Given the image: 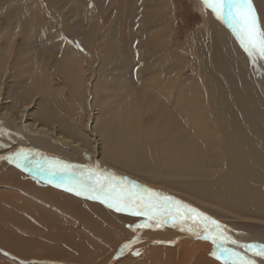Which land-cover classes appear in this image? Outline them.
<instances>
[{"label": "bare ground", "instance_id": "6f19581e", "mask_svg": "<svg viewBox=\"0 0 264 264\" xmlns=\"http://www.w3.org/2000/svg\"><path fill=\"white\" fill-rule=\"evenodd\" d=\"M74 1L80 9L87 12L80 14L87 28L79 33L75 29L67 30L68 34L84 45L99 32L98 18L95 15L92 17L89 12H99L105 3L113 4L117 0ZM126 1V17L130 20L127 19L129 22L122 48L128 53L135 52V60L132 61L137 66L134 68L130 62L125 63L115 53L113 40L118 23L115 20L104 30L109 39L102 35L105 41L101 57L103 66L98 73L105 77L104 71L113 67L116 71L114 75L121 76L128 85L120 95L113 96L117 99L114 103L116 108L129 110L128 117H123L128 119L132 131L126 130L117 122L119 117L111 115L103 122L99 135L104 139L103 149L100 137L98 139L91 136L93 150L70 139L85 137L82 124L76 127L71 123L73 127L70 128L72 134H69V138L59 134L57 130L49 131L43 126L50 119L56 123V126L52 124L54 128L64 124L59 117H53L55 112L59 113L60 107H68L62 104L64 98L53 88V77L56 74L52 72L54 75L46 80L43 71L41 74L45 81H41L37 75L41 72V67L36 60L33 61L37 68L32 73L33 76L28 78H21L24 72L15 67L18 61L20 65L22 59L16 60V64L12 66V76L18 81V85L10 95L15 96L0 97V136L3 135L5 140L0 139V255L8 258L14 256L16 260L21 259L27 264H223L222 260L213 255L218 252L217 248L210 240L204 239L205 231L198 223L199 217L196 218L197 222L192 219L173 220L171 217H161L157 227L154 220L128 212H117L99 199H88L71 191L70 194L77 199L73 198L57 191L62 190L66 182L60 181L56 173L64 175L62 178L66 181H74L69 183V188H76L88 175L85 174L87 171H82L83 176L82 172H76L73 167L67 172H50L46 171L44 165L34 163L50 160L69 165L73 162L77 166L93 165L92 169L98 167L100 172H106L101 168L105 166L116 177H130L133 181L145 183V186H149L148 189L172 197L186 209H195L207 217L211 207L217 205L224 211L221 218L230 215L247 222L243 227L250 233H246L249 236L237 234L244 230L237 225H223L224 230L230 229L246 240L226 232L231 239L238 243L264 244V60H259L258 56L250 59L248 54L246 59L239 54V41L233 32L234 25L230 23V31L227 17L223 20L216 19L210 9L205 10L201 0L198 6L202 30L190 35L183 44L173 46L169 45V32L163 31L174 20L168 0H136L137 9L132 8V1ZM249 2L255 12L257 27L264 32V0ZM149 4L150 12H147ZM51 6L56 13L58 9V24H65L67 11L71 12L69 4L65 0H50ZM5 15L3 12V16ZM34 23L37 24L36 21ZM38 28L34 29L39 31ZM151 29L155 30L150 32ZM52 32L54 31L51 30V34ZM43 35L41 33V37ZM59 36L60 34L55 37L56 40ZM132 36L136 38L132 39ZM46 39L50 43L48 46H52L50 38ZM21 46L16 55L26 57L37 53L41 62H50L54 65V70L61 71L64 67L69 69L68 60L72 58L68 56L66 49H63L64 63L60 65L48 57L44 58L39 46L33 45L30 40ZM177 49L185 50L188 60L174 58L172 55ZM162 59L166 61L165 66L164 69L156 70V80L143 83L142 73L148 66L147 62L153 64ZM189 60L195 61L197 65L193 66L190 78H186L188 70L184 63ZM79 67L80 64L76 62V69L79 70ZM16 69L18 74H15ZM10 71L11 66L8 72L3 73V77L9 78ZM252 73L256 82L252 79ZM82 76L81 74V78ZM26 80L34 85L25 83ZM135 80L144 86H135ZM38 81L47 82L50 88L45 92L51 95L47 100L52 102L56 96L59 97L58 108L54 107L52 110V105L39 95ZM88 81L90 79L87 78L85 82L88 84ZM111 86L116 88L118 83L114 82ZM80 87L79 84L75 89V83L73 92L79 93ZM147 87L151 89L148 90ZM31 89L35 91L34 95L31 94ZM169 90L173 94H168ZM78 97L81 98V95ZM190 98L200 100L201 110L186 105ZM36 100L42 102V109L38 114L43 119V125L32 122L30 109H38ZM144 109L155 112L156 124H166L169 128L168 135L156 147L145 146L140 141V130L134 128V123L139 122L144 115ZM204 115L208 118V124L199 119ZM88 121L89 116H86L85 122ZM6 129L11 131L12 138L6 137ZM66 145L70 148L62 147ZM21 150L28 152L32 158L26 166L22 164L18 167L19 170L16 169L14 155ZM38 150L45 154H40ZM79 154L82 155V160L78 158ZM88 158L91 160L88 161ZM3 159H9L10 165L14 167L7 163L5 165ZM140 165L149 167L151 171L147 173L150 177H159L164 185L148 184V179L140 178L132 170L124 168L133 166L137 169ZM124 180L130 181L128 178ZM141 224L152 226L137 227ZM129 241L134 242L130 247L123 248ZM226 246L236 247L231 244ZM236 251L248 256L255 264H264V257L245 253L238 247ZM3 259L0 256V261ZM12 261L5 260V263L0 264L24 263L14 259Z\"/></svg>", "mask_w": 264, "mask_h": 264}, {"label": "rangeland", "instance_id": "374dc122", "mask_svg": "<svg viewBox=\"0 0 264 264\" xmlns=\"http://www.w3.org/2000/svg\"><path fill=\"white\" fill-rule=\"evenodd\" d=\"M9 1V0H8ZM67 2V4H69V8L71 10V12L68 10L65 16V20H66V25L64 23H59L57 22L58 26L60 28H58L60 30V40H61V47H58V51H59V56L58 55H54L51 51L53 48H49L46 47L44 45V43L42 44V46H39L40 48V52L41 55L45 58L48 57L51 61H55L58 64H63L64 63V58H63V49H66V52L68 54V56L70 58H72V60H68L69 62V69L64 67L63 70H54V65L50 64V62H47L46 64H43L41 62V58L40 56H36L37 53L32 54V56H26V57H21L19 55H16L17 51H20V47L15 48V45L11 48L8 42V34H9V27H8V23L5 25V21L6 19H4L3 16V12L4 10L6 11V9L2 8L0 10V15H1V19H0V97L1 95L3 97H14V94L10 95V92L16 91L14 90L15 87L18 85V81L16 79L13 78L12 76V66L15 63V61L22 59V63L20 61V65H19V61H18V65L15 67H19L20 72H24L22 77H30L33 76L35 70L37 67H35V63L33 60H36L40 63V67H41V72L37 73L38 76H40V80L41 81H45L43 74H41L44 71V76H46V80H50V77L53 76L54 74V80H53V88L59 91V94L64 98V101L62 104L68 106V107H60L59 108V113L55 112V115L53 116L54 118L59 117L61 122H63L64 124L61 126H58L57 128L53 127L52 124H54V126H56V123H53L50 120H47V124L43 125L41 120L42 117L38 114L40 109H42V102H38L36 100V106H38V109L36 108L33 109L34 107H32L30 110V112L32 113V122L35 121V123H40L41 125L47 127V129L49 131H53V130H57V132L59 134H62L65 137H70L69 134H72L70 128L73 127V125L71 123H74V125L76 127H78V125L82 124V127L85 131H83V134L85 137H72L70 138L73 141H77L80 142L86 149L88 150H93V143H92V137H95L99 139V135L102 131V125L103 122L106 121V119H109V117L111 115H116V118H118L117 122L119 124H121L126 130H131L130 126H129V122L128 119L124 118L128 117V114L130 113L128 109L126 108H116L114 106L115 101L117 100L115 98V96H113V94H118L120 95V93L124 92L126 90V88H128V85H126V83L123 81V79L121 78V76H116L114 75V73L116 72L113 67L108 68L104 71L105 77L98 73L99 68L102 67V62H101V57L104 54V37L106 35L107 39H109V35L105 32L111 25V21L112 24L114 23L115 20H118L117 23V29L114 35V40H113V44H114V50L117 56L120 57V59L122 61H127V64H129L128 62H130L132 67H136V63L133 62L132 60H135V52H133V54L130 52L128 53L124 48H122V44L124 43V38L126 35V30L128 27V22L127 19L130 20V18H127V5L128 2L126 0H117L114 1L113 4H109V3H105L101 9V11L99 12H94V11H90L89 13L92 14V17L95 15L98 20V33L95 34V36L93 38H89L84 45L79 42L75 37H73L72 35L68 34V30L71 29H75L77 33H79L80 31L85 30V28H87V24L84 23L82 16L80 14H82L83 12L86 14L87 12H85L83 9H80V7L78 5H76L74 0H65ZM130 2L132 1V8L137 9V3L136 0H129ZM72 2V3H71ZM104 2H106L104 0ZM199 2L200 0H168V6H169V10H172V14H173V19L172 25L168 28L167 26H165V31L163 29L164 32L168 33V41L170 42L169 45L173 46L176 44H183L186 39L196 33V32H200L202 30V17H201V13H200V9H199ZM0 4H2L0 2ZM150 6L151 4H149L146 8H147V12H150ZM4 9V10H3ZM211 10V9H210ZM209 11V10H208ZM89 14V15H90ZM137 16V15H136ZM228 20V19H227ZM228 22V29L231 31V25L232 24L231 21H226ZM132 24V28L134 29V25ZM64 25V26H63ZM233 25V24H232ZM22 29V33L27 36V37H32L34 36L33 32L23 29V26H20ZM68 29V30H67ZM105 30V31H104ZM155 29H151L149 30L150 32H153ZM157 30V29H156ZM105 32V33H104ZM64 33V34H62ZM90 34V32H89ZM104 37H103V36ZM58 37V38H59ZM135 36H132V39H135ZM63 41L65 43V45L63 44ZM30 42L34 45L35 43H37L36 41H32L30 40ZM132 41H130L131 43ZM235 43H237L234 40ZM64 45V46H63ZM22 47V46H21ZM237 47H238V52L239 54H241L242 56H245V58L247 59V53L243 50V48L241 47L240 43H237ZM14 55V56H13ZM187 53L185 50H181V49H177L175 51V54L172 55L174 56V58H180L182 60H188L187 57ZM9 59L10 62H7ZM259 60H264L258 57ZM13 62V63H12ZM76 62H78L80 64L79 70L76 69ZM165 60H159L156 61V63L151 64L150 62H147V68L143 71V75H144V80L143 83H150L156 80L157 77V73L156 70H160V68L164 69L165 66ZM53 63V62H52ZM126 63V62H125ZM182 64V63H181ZM186 64V68L188 70L187 72V77L186 78H190V76L192 74H190L191 72H193V66H196L197 63L195 61L189 60L188 63H184ZM51 65V66H50ZM9 66H11V71H10V76L9 78L3 77V73L8 72V68ZM51 68V69H50ZM92 68V69H91ZM47 70V72H45ZM76 70V71H75ZM92 70V71H91ZM60 71V72H59ZM15 74H18V69H16ZM26 72V74H25ZM52 72L54 74H52ZM33 73V74H32ZM46 73V74H45ZM51 73V74H50ZM61 74V75H60ZM81 74L83 75L81 78ZM2 75V76H1ZM58 75V77H57ZM64 75H68L69 77H64ZM94 82H93V78ZM81 78V80H80ZM90 79V82L88 81V84L85 82L86 79ZM252 79L253 81H255L254 75L252 73ZM65 80V82H64ZM169 81V80H167ZM28 80L25 81V83L31 85H34L33 83L29 82ZM114 82L118 83V86L116 88H112V84ZM256 82V81H255ZM24 83V84H25ZM31 83V84H30ZM76 83V88L79 86V84L81 85V90L79 91V93L75 94L72 90L73 85ZM25 84V85H27ZM38 91H39V95H42V97L44 98V101L48 104L52 105V110L53 108H58V102H59V97L56 96V99H54L52 102L51 100H47L50 99L51 95L49 93H45L46 91H49L50 88L47 86V82L46 83H41L40 81H38ZM87 84V85H86ZM64 85V86H62ZM134 85L135 86H144L143 84L138 83L136 80L134 81ZM42 86V87H41ZM88 86V87H87ZM48 87V88H47ZM146 87V86H145ZM63 90H61V89ZM148 90H150L151 88H148ZM32 92L31 94L34 95L35 91L33 89H31ZM9 93V94H7ZM168 94H173L172 91H168ZM5 95V96H4ZM32 95V96H33ZM78 95H81V98L78 97ZM38 96V95H37ZM262 98L264 99V96L262 95ZM35 102V101H34ZM57 104V105H56ZM187 106H189L190 108L193 109H197V110H201L202 104L200 102V100L198 98H190L189 99V103L186 104ZM45 108V107H44ZM132 111V110H131ZM142 118L139 122L134 123V128L137 130H140V141H142V143L145 146H153L156 147L158 145V143L161 141L162 138L166 137L169 133V128L167 127V125H163L160 126L158 124H156V117H155V112L152 111H146V109L142 110ZM131 117L133 116V114H130ZM86 116H89V121L88 123L85 122V118ZM200 120L204 121L205 123L208 124V118L204 115V117H200ZM31 121V120H30ZM29 121V122H30ZM84 125H86V127H84ZM132 131V130H131ZM6 137L7 138H12V134L11 131L6 129L5 131ZM4 136H0V139L2 141H5ZM100 143H101V147L102 149L104 148V139L102 137H100ZM6 146V144H4ZM64 148H70L69 146H62ZM59 149V148H58ZM156 149V148H155ZM70 151V150H69ZM103 151V150H102ZM38 152L41 154L42 152H40L38 150ZM45 154V153H42ZM83 155V153H81ZM79 154L78 158L80 160L82 155ZM103 155H105V152L103 151L102 153ZM70 157V156H69ZM86 157V156H85ZM10 158V157H9ZM52 158H54L52 156ZM91 160V158H88ZM5 163H7V165H10V160L9 159H3ZM7 160V162H6ZM87 160V158H86ZM6 165V164H5ZM70 165L74 166L73 168L76 170V172L81 173L83 170H88V169H92L93 165H74L73 162L70 163ZM77 166V167H75ZM80 166V167H79ZM87 168H85V167ZM14 167V166H11ZM18 168V166L16 167V169ZM78 168V169H77ZM104 171L110 173L107 169V167H101ZM106 168V169H105ZM125 170L128 171H133L135 172V174L140 177V178H145L148 179V184H162L164 185V183L159 179V177L152 179L150 177V175L147 173L148 171H151L149 167L147 166H143L140 165L139 168L134 169L133 166H129V167H124ZM15 169V170H16ZM19 169V168H18ZM20 170V169H19ZM85 172V171H83ZM85 174H89L88 172H86ZM33 177V176H32ZM121 177V176H120ZM29 178V177H28ZM123 178V177H122ZM128 178L132 183L139 185L141 188L143 187H149V186H145V183H140L137 181H133L130 177H124L123 179ZM140 183V184H139ZM143 185V187L141 186ZM162 185H158V186H162ZM156 189V188H154ZM57 190V189H54ZM57 191L62 192V193H66V195H69L71 197H73V194H70L68 192H64L61 189H58ZM76 198V197H73ZM77 199V198H76ZM81 200V199H78ZM84 201V200H81ZM210 214H208V217L211 218L212 220H215L217 223H219L221 226L227 224L229 226L231 225H237L240 228L244 229V225L247 223L245 221H241L239 219L234 218L233 216L230 215H226L225 218H221V216L223 215L224 211L217 205H213L211 207V210L209 211ZM131 230V229H130ZM226 232L233 234L232 236H237L241 239L246 240L245 238L235 235L233 231H231L230 229H225ZM248 231H246L245 229L243 231H240L239 235H244V236H249ZM229 234V235H231ZM250 234V233H249ZM2 256V258H4L3 260H1L0 262H4L5 260L7 262H11L12 259H14L15 261H20L21 263H26V261H22L21 259H15L13 258L14 256L8 258L6 256L0 255ZM12 258V259H11ZM6 262V263H7ZM5 263V262H4ZM13 263V261L11 262ZM23 263V264H24ZM8 264V263H7Z\"/></svg>", "mask_w": 264, "mask_h": 264}, {"label": "snow or ice", "instance_id": "6c2138e0", "mask_svg": "<svg viewBox=\"0 0 264 264\" xmlns=\"http://www.w3.org/2000/svg\"><path fill=\"white\" fill-rule=\"evenodd\" d=\"M201 2L205 10L211 9L216 19L223 20L227 17L232 22L233 32L250 59L256 56L264 59V32L259 31L257 27L255 12L249 0H201ZM14 162L18 167L22 164L26 166L31 162L30 154L21 150L15 153ZM72 167L74 166L56 160L47 161L50 172H67ZM86 171L89 174L79 182L76 188H68V191H75L77 195L84 192L90 193L92 194L89 195L90 199H99L117 212H128L134 216H144L150 221L154 220L157 227L160 225L161 217H171L173 220L192 219L194 222H197L196 218L199 217L198 223L205 231L204 239L210 240L217 248L218 252L213 255L218 260H222L223 264H255L248 256L236 251V247L242 248L245 253L264 257V244L238 243L231 239L223 226L215 220L195 209H186L182 203L172 197L164 196L148 188H141L137 184L116 177L114 173L100 172L98 167ZM81 175L83 176V172ZM151 226L150 224L137 225L139 228ZM133 242L129 241L123 245V248L130 247ZM228 244L236 247H227Z\"/></svg>", "mask_w": 264, "mask_h": 264}, {"label": "crops", "instance_id": "0c3cea01", "mask_svg": "<svg viewBox=\"0 0 264 264\" xmlns=\"http://www.w3.org/2000/svg\"><path fill=\"white\" fill-rule=\"evenodd\" d=\"M0 1L2 3V4H0V10L2 8L6 9V11L3 9L4 13L6 14L4 16V19H6V21L4 20L5 21L4 23H5V25L8 23V27H9L8 36H9V38L7 40L9 42L10 47L11 46L13 47L15 45V48H18V47H21L22 44L24 46V44H26L28 40H32V41L34 40L37 42V43H35L36 46H42V44H43L42 41H43V39H45V41H43V42H45L44 45L46 47L53 48L51 52L54 55L59 56V51L57 49H58V46L61 47V43H62L60 40L61 37L57 38V40L55 38L58 34H60V30L58 29L60 27L57 24V18H56L58 15V9H57V13H56V10H52L54 8L52 6L50 7V0H9V1L8 0H5V1L0 0ZM27 1L30 3H28ZM3 4H4V6H3ZM10 4H13V5H10ZM36 4L38 6H36ZM51 11H53V13ZM54 12H55V14H54ZM48 13H49V15H48ZM41 15H43V16H41ZM54 15H56V16H54ZM0 19H1V15H0ZM33 20H35L37 22V24L34 23L35 21L33 22ZM44 21L46 23H48L49 25L48 24L46 25ZM42 22H44V25H42ZM38 24L40 26L39 28H38ZM20 26H23V29H26V30L33 32L34 36L29 37L28 39H27V36L24 37L25 35L22 33V29ZM48 26L50 28H48ZM44 27H47V28H44ZM34 28H38L39 31H41L42 35L44 33H46V34L43 35V37H41V33L37 29H36L37 30L36 31ZM51 30L54 31V32H52V34H51ZM18 31L20 32L19 34H18ZM56 33H58V34H56ZM62 34H64V33H62ZM47 35H50V36H47ZM51 35L53 36V38H51L52 37ZM46 36L48 38H50V41L52 42L51 43L52 46H48L49 42L47 41L48 39H46L47 38ZM63 44L65 45L64 41H63ZM33 45H34V43H33ZM49 45H50V43H49ZM55 45H57V46H55ZM64 82H65V80H64ZM62 86H64V85H62ZM61 90H63V89H61Z\"/></svg>", "mask_w": 264, "mask_h": 264}, {"label": "water", "instance_id": "95a60500", "mask_svg": "<svg viewBox=\"0 0 264 264\" xmlns=\"http://www.w3.org/2000/svg\"><path fill=\"white\" fill-rule=\"evenodd\" d=\"M34 154V153H33ZM32 158V157H31ZM34 163H36V164H38V165H44V167L46 168V171H49L48 170V168H47V162H45V161H38V162H35L34 161ZM29 164V163H28ZM54 172V171H53ZM57 175H56V177L58 178V179H60V181H62V182H66V185H64V187H63V191H65V190H67L68 188H69V183H71V182H74V181H66L65 179H63L62 178V176H64V175H61L60 174V172L59 173H56ZM67 192H69V193H71V191H67ZM82 195H84L85 197H87L88 199H90L89 198V195L90 194H88V193H86V192H84ZM94 200H96V199H94Z\"/></svg>", "mask_w": 264, "mask_h": 264}]
</instances>
